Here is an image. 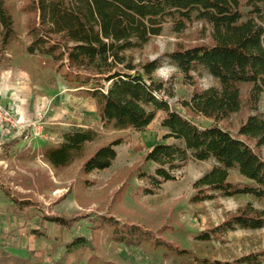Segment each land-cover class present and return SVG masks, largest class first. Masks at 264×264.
I'll return each instance as SVG.
<instances>
[{"label":"trees","instance_id":"obj_1","mask_svg":"<svg viewBox=\"0 0 264 264\" xmlns=\"http://www.w3.org/2000/svg\"><path fill=\"white\" fill-rule=\"evenodd\" d=\"M30 7L38 19L28 29L24 54L40 59L43 67L53 70L78 96L93 100L105 128L142 132L159 113L164 115V140L175 143L158 144L145 156L144 163L156 169L153 174H140L151 187L140 188L142 194L157 195L164 184L177 180V173L189 162H198L209 163L211 168L193 184L191 204L242 196L264 201V113L257 109L264 95V0H30ZM194 24L202 25V33H209V42L178 48L162 58L167 62L170 57L193 87L191 98L182 102L186 115L169 102L174 98L173 88L153 75L161 59L137 63L134 52L161 36L167 25L182 35ZM0 25L1 45L8 50L18 36L5 0H0ZM206 73L219 82L218 87L200 86L198 81ZM245 108L252 113L235 133L224 126ZM201 117L213 125L202 127L194 122L193 118ZM99 137L95 129L75 128L64 133L58 144L40 150L25 145L12 151L17 142H10L0 152V160H10L12 154L15 160L41 156L56 173L83 162L81 173L90 176L110 169L123 144V140H115L88 155V146ZM10 183L30 191L10 192L0 181L16 210L37 206L35 191L44 194L54 187L50 177L38 171L34 176L13 177ZM126 191L118 196L125 197ZM226 216L196 239L221 241L237 230L264 229V209L253 202ZM44 217L67 230L89 219L92 238L72 237L59 258L50 261L2 251L0 264H112L93 254L101 234L128 248L163 250L164 260L190 255L157 232L111 213ZM236 264H264V250L242 256Z\"/></svg>","mask_w":264,"mask_h":264},{"label":"rangeland","instance_id":"obj_2","mask_svg":"<svg viewBox=\"0 0 264 264\" xmlns=\"http://www.w3.org/2000/svg\"><path fill=\"white\" fill-rule=\"evenodd\" d=\"M5 1L15 19L18 39L5 50L0 35V152L10 142H17L12 151L20 149L29 142L34 132L49 137L48 140L37 137L31 141L32 147L40 150L44 144H58L65 132L75 128H92L99 133L98 141L88 146V155L115 140H123V144L117 148L118 157L110 169L94 172L90 176L82 175L83 162L56 173L41 156L15 160L12 154L10 160H0V181L8 185L10 192H30L10 183V180L19 175L34 176L36 171L50 177L54 185L44 194L35 191L38 205L25 210L14 209L0 188V253L7 251L13 256L28 258L33 255L46 261L55 260L64 252L66 243L72 237L92 238L91 223L86 219L77 223L72 230H67L47 222L45 215L58 214L70 218L106 213L157 232L175 246L189 251L190 255L164 260L163 250H129L124 245L111 243L101 234L95 241L96 250L93 252L101 262L236 264L242 256L264 250V229L237 230L228 233L221 241L205 243L196 239L202 232L221 224L229 211H235L248 202L264 209V201L258 202L245 196L201 205L191 204L193 184L211 168L209 163L189 162L177 173V180L164 184L157 195L142 194L140 188L151 187L148 179L141 178L140 174H153L156 169L155 165L144 163L145 156L158 144L175 143L173 139L164 140L167 134L161 126L164 115L159 113L142 132L105 128L93 100L78 96L53 70L43 67L40 59L24 54V47L29 43L28 29L37 18L30 7V0ZM202 30V25L194 24L186 33L178 35L167 25L161 36L153 38L142 51L134 52L136 62L163 58L178 48L208 43L209 33L204 34ZM1 31L0 25V34ZM203 77L198 83L204 89L219 86L213 77L210 76L209 80ZM167 83L174 90V98L169 99L173 109L187 115L182 102L191 98L193 87L177 68ZM257 109L264 113V95ZM251 113L245 108L224 126L235 133ZM193 119L202 127L213 125L211 120L202 117ZM39 140L43 142L39 143ZM86 180L89 184H86ZM126 188L125 197L118 196ZM89 256L87 254L85 258ZM204 260L206 263H202Z\"/></svg>","mask_w":264,"mask_h":264},{"label":"clouds","instance_id":"obj_3","mask_svg":"<svg viewBox=\"0 0 264 264\" xmlns=\"http://www.w3.org/2000/svg\"><path fill=\"white\" fill-rule=\"evenodd\" d=\"M157 59H161V62L157 65L153 75L166 83L175 75L176 65L173 61H171L170 57L167 62H165L161 57H157ZM210 78V73H206L203 77L205 80H209Z\"/></svg>","mask_w":264,"mask_h":264},{"label":"built area","instance_id":"obj_4","mask_svg":"<svg viewBox=\"0 0 264 264\" xmlns=\"http://www.w3.org/2000/svg\"><path fill=\"white\" fill-rule=\"evenodd\" d=\"M8 117V116H7ZM9 122L11 123V121L9 120ZM12 124H13V122H12ZM37 137H45V139H49V137L48 136H44L41 132H34L32 135H30V137H29V142H28V144H30L31 143V141H33L35 138H37Z\"/></svg>","mask_w":264,"mask_h":264},{"label":"crops","instance_id":"obj_5","mask_svg":"<svg viewBox=\"0 0 264 264\" xmlns=\"http://www.w3.org/2000/svg\"><path fill=\"white\" fill-rule=\"evenodd\" d=\"M26 117H28V116H26ZM66 133V132H65ZM60 141H61V139H60ZM41 142H43V140H39V143H41ZM45 143V142H44ZM32 144V143H31ZM31 144H28V142H26V144L25 145H29L30 147H32V145ZM25 145H23L22 147H24ZM46 144H44V146H45ZM49 145H51V144H49ZM44 146H41L40 147V149H42ZM21 147V148H22ZM33 148V147H32ZM33 149H37V148H33ZM37 150H39V149H37ZM128 248V247H127ZM135 249H137V248H130L129 250H135ZM145 264H148V263H145Z\"/></svg>","mask_w":264,"mask_h":264}]
</instances>
